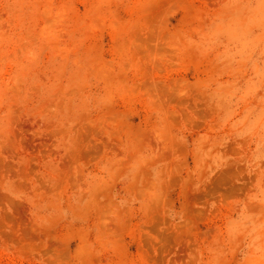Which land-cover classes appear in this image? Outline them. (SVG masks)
I'll return each mask as SVG.
<instances>
[{"label":"rangeland","instance_id":"obj_1","mask_svg":"<svg viewBox=\"0 0 264 264\" xmlns=\"http://www.w3.org/2000/svg\"><path fill=\"white\" fill-rule=\"evenodd\" d=\"M0 264H264V0H0Z\"/></svg>","mask_w":264,"mask_h":264}]
</instances>
